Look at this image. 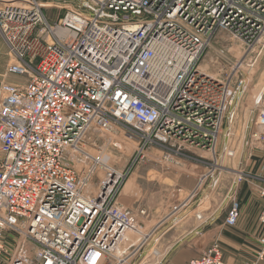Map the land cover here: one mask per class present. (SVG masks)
Here are the masks:
<instances>
[{
    "label": "built area",
    "instance_id": "obj_1",
    "mask_svg": "<svg viewBox=\"0 0 264 264\" xmlns=\"http://www.w3.org/2000/svg\"><path fill=\"white\" fill-rule=\"evenodd\" d=\"M220 30L245 49L225 80L199 66ZM0 35L13 59L6 73L28 77L0 89V264H135L137 255L142 264L155 249L144 253L145 245L207 177L213 190L221 170L201 174L148 226L145 208L134 213L119 200L124 173L80 145L118 125L137 140V159L148 144L166 145L174 127L217 165L218 138L232 117L226 108L245 89L244 78L235 88L232 78L264 52V0H0ZM217 53L224 59V48ZM263 93L253 95V127L241 142L249 158L264 150ZM98 167L105 172L92 191ZM233 194L227 224L239 216ZM260 196L264 228V187ZM259 242L247 264L264 259V230ZM186 264L228 263L214 240Z\"/></svg>",
    "mask_w": 264,
    "mask_h": 264
},
{
    "label": "rangeland",
    "instance_id": "obj_2",
    "mask_svg": "<svg viewBox=\"0 0 264 264\" xmlns=\"http://www.w3.org/2000/svg\"><path fill=\"white\" fill-rule=\"evenodd\" d=\"M52 11L55 12V10ZM213 42L199 61V66L207 74L225 80L233 75L232 66L241 58L245 49L228 32L223 30L218 32ZM221 48L225 50L224 59L217 53ZM11 61L13 59L0 35V89L6 83H26L28 81V77L6 73V68ZM261 67V73L256 81L252 83L255 74ZM239 73V76L237 74L233 76L230 86L235 88L237 79L244 78V91L248 88V93L245 96L242 94L238 99L235 98L226 108L225 116L232 117L230 122L224 120L222 134L218 138L215 149L217 165H212L214 157L212 158L211 151L207 152L187 143V141H182L185 136H183L182 131H175L174 127L172 133L175 132L176 135H172L166 145L148 144L144 157L137 159L135 150L138 142L127 129L121 126H114L110 132L90 134L86 137L80 145L83 149L95 156L99 153L106 155L101 161L106 165L108 164L107 166L124 173L125 179L119 197L120 202L126 203L134 211L145 208L150 215L152 213L163 214L187 197L201 174L206 173L211 167H216L219 171L221 170V173L223 172V167L227 164L228 159V151L226 152L225 146H228V150L231 146H234L232 165L239 163L241 142L253 127L250 123L251 114H253V95L259 94L264 89V52L249 73L246 69L239 71ZM225 128L226 132H233L230 138L224 135L226 133H224ZM165 154L169 155L167 159H165ZM104 172L105 169L102 167L97 168V172L90 182L92 191L96 190L99 176ZM209 178H206L196 196L188 202L187 207L190 211L195 208L201 211L205 210L212 203L211 195L214 189L211 191L208 187ZM219 206V204H216L215 208ZM142 225L145 227L144 223ZM167 231L160 233L162 236L159 233L153 236L143 248L144 253H149L158 247ZM158 235L160 239L155 243ZM127 237L133 240L137 236L127 233ZM128 244V242H124L122 248H126ZM162 253H164V249H162L160 256H157L150 264H157ZM139 259L138 255L134 257L135 264L139 262Z\"/></svg>",
    "mask_w": 264,
    "mask_h": 264
},
{
    "label": "crops",
    "instance_id": "obj_3",
    "mask_svg": "<svg viewBox=\"0 0 264 264\" xmlns=\"http://www.w3.org/2000/svg\"><path fill=\"white\" fill-rule=\"evenodd\" d=\"M240 150L239 163L232 165L231 185L219 199L218 208H215L214 200L202 211L197 208L190 211L187 204L174 223L166 222L160 228L159 235L162 236L160 233L174 227L185 216L199 212L203 214L202 218L195 221L191 230L163 247L164 253L159 258V264H186L191 258L199 256L214 240L220 243L223 258L228 264H247L255 260L260 249L259 239L264 230L258 219L262 201L260 188L264 187V150H254L251 158L246 149ZM242 173H245L242 181L232 184ZM232 193L240 203L239 216L233 224H227L225 219L230 205L228 196ZM130 209L134 213L138 211ZM166 213H147L146 224L152 226ZM259 264H264V259Z\"/></svg>",
    "mask_w": 264,
    "mask_h": 264
},
{
    "label": "water",
    "instance_id": "obj_4",
    "mask_svg": "<svg viewBox=\"0 0 264 264\" xmlns=\"http://www.w3.org/2000/svg\"><path fill=\"white\" fill-rule=\"evenodd\" d=\"M262 71V67L258 70V72L255 74V78L253 79L252 83H254L259 76V74ZM248 93V88L244 91L243 96H245ZM234 146H231L229 148V152L227 154V164L223 167L224 170L220 174L219 181L217 186L214 188L212 192V200L214 205L218 204L219 199H221L224 195V193L229 189L231 185V171L232 168V153H233ZM203 214L201 212L196 214H190L188 216H185L178 224H176L174 227H172L169 231L166 232V234L162 237L161 242L159 243L158 247H156L149 256L142 262V264H150L156 257L161 254V251L163 247L175 239L179 238L186 232L192 229V227L195 224L196 220H199L202 218Z\"/></svg>",
    "mask_w": 264,
    "mask_h": 264
},
{
    "label": "bare ground",
    "instance_id": "obj_5",
    "mask_svg": "<svg viewBox=\"0 0 264 264\" xmlns=\"http://www.w3.org/2000/svg\"><path fill=\"white\" fill-rule=\"evenodd\" d=\"M204 71V70H203ZM205 72V71H204ZM207 73V72H206Z\"/></svg>",
    "mask_w": 264,
    "mask_h": 264
}]
</instances>
